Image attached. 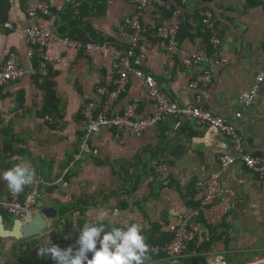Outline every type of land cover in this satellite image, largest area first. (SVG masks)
Returning a JSON list of instances; mask_svg holds the SVG:
<instances>
[{"label": "crops", "instance_id": "obj_1", "mask_svg": "<svg viewBox=\"0 0 264 264\" xmlns=\"http://www.w3.org/2000/svg\"><path fill=\"white\" fill-rule=\"evenodd\" d=\"M7 1L6 22H11L15 31L0 27V68L15 52L26 76L1 92L0 145L6 144L10 150L0 154V175L24 163L35 170L33 183L24 190L29 192L39 177L49 184L42 188V198L33 212V217L45 207L58 212L47 228L49 235L61 226L62 219L98 222L99 215L106 211V226L137 223L144 232L174 233L181 222L187 221L200 243L213 241L207 264L264 260V178L240 162L221 169L218 156H238V151L215 130L185 117L166 118L141 136L102 129L90 143L92 153L75 162L86 127L82 109L99 100V87H114L113 59L52 40L47 50L52 63L49 70L41 71L54 84L61 113L56 119L47 116L54 120L50 122L41 116L46 92L41 89L42 80L34 78V60L25 35V0H4ZM47 1L53 15L40 21L43 30L68 34L65 29L71 30L69 23L73 21L72 30L79 29L74 34L77 40H84L83 32H88L105 44L126 46L129 42L125 25L137 11L134 0H104L102 16L94 13L93 0ZM255 2L251 7L255 3L248 0H186L185 8L180 7L196 29V12L210 11L220 23V61L208 87L194 90L190 86L202 73L203 65L187 66L176 58L171 66L165 42L156 36L159 21L153 3L142 10V25L150 34H144L136 60L144 71L154 75V87L165 91L173 101L184 105L201 96L211 113L234 121L244 151L264 158V89L249 109L243 110L238 101L264 66V2ZM203 44L201 37L193 36L182 46L193 57ZM149 88L132 77L128 91L114 109L121 111L135 103L141 117L154 114L157 106L149 99ZM239 112L242 118L236 119ZM217 171L222 173L221 193L212 206L198 213L195 207L200 206L205 195L199 185ZM63 176L67 186L55 185ZM9 192L7 182L0 181V201L6 200ZM0 212L13 223L16 220L1 206ZM47 236L34 241H44ZM20 242L1 238L0 264H20L9 253ZM180 261L162 257L145 264H182Z\"/></svg>", "mask_w": 264, "mask_h": 264}, {"label": "built area", "instance_id": "obj_2", "mask_svg": "<svg viewBox=\"0 0 264 264\" xmlns=\"http://www.w3.org/2000/svg\"><path fill=\"white\" fill-rule=\"evenodd\" d=\"M186 3V0H182ZM264 2V0H262ZM137 11L126 21V32L129 42L126 46L112 43L102 44L98 42L83 43L79 40L68 36L57 35L42 29L40 21L46 17H51L53 11L47 0H25L26 13L28 16V25L25 29V35L29 44V55L33 60H37L41 69L45 70L52 61L47 56V50L52 40L61 41L68 48L76 50H85L90 53H98L105 58L112 57L113 69L116 74L114 87L107 89L99 87L98 101L87 103L82 109V115L85 122V131L81 138L79 154L75 159L79 161L84 154L92 153L91 141L98 135L102 129H112L118 133H127L133 136H141L159 126L166 118H191L199 125L215 130L221 136L228 138L234 148L238 151V156L220 154L218 161L221 169L235 165L240 162L251 173L264 178V158L256 157L244 151L243 139L238 132L234 121L216 116L206 109L202 103L201 96H197L191 103L184 105L173 101L170 96L163 90L154 87L155 77L152 73L144 71L137 64V50L140 44L145 40L142 25V10L150 4L156 7L169 10L171 5L166 0H134ZM204 26L210 31L212 37L213 52H209L206 44H203L198 53L191 57L183 49L178 40L179 27L181 25V10H175L171 16L159 21L157 34L165 42L171 66H174L176 58L183 60L187 66L203 65L202 73L196 77L190 85L192 89L199 90L210 86L213 83L216 64L220 61L221 38L220 32L216 25L215 18L210 11L201 13ZM11 31L15 27L11 22L0 23ZM185 57V59H184ZM170 74V73H169ZM26 76V71L22 66L20 57L17 53L12 52L8 55L4 65L0 68V96L2 90L13 82H19ZM135 77L147 84L149 88V99L157 106L154 114L148 117H141L140 107L138 104H129L123 110L114 109L116 103L128 91L131 78ZM264 89V66L256 76L254 83L249 89L244 90L239 96V104L243 110L249 109L257 100L259 94ZM242 113L236 115V119H241ZM47 119L54 123L50 117ZM1 153V145H0ZM67 171L65 172L66 175ZM63 184L67 186L64 176L58 180L55 185ZM41 177H39L33 188L22 197L21 193L12 194L6 200L0 201V206L12 217L27 223L33 218V212L42 198V188L48 186ZM205 189L204 198L201 201L198 213H203L212 206L218 199L222 190V173L217 171L209 179L200 183ZM197 239L196 232L189 226L187 221H183L174 231L173 241L163 247H152L151 253L157 257L163 255L172 261H180L192 243ZM75 247L72 244H64L62 249ZM99 246V245H98ZM91 258V254H89ZM0 262L3 261L0 258ZM213 264H227L224 260L217 261ZM251 264H264V260Z\"/></svg>", "mask_w": 264, "mask_h": 264}, {"label": "trees", "instance_id": "obj_3", "mask_svg": "<svg viewBox=\"0 0 264 264\" xmlns=\"http://www.w3.org/2000/svg\"><path fill=\"white\" fill-rule=\"evenodd\" d=\"M81 1V0H80ZM170 5L171 8L169 10L158 8L155 9V14L158 19L156 21H160L162 19L168 18L171 16L172 12L175 10L180 9V7H184V3L182 0H166ZM249 3H255L251 4L250 6H255L257 2L255 0H248ZM93 6H94V13H96V16H102L105 13V4L104 0H93ZM259 4V1H258ZM89 10V5L88 8ZM9 10V4L8 1L4 2V0H0V23H4L8 21L7 12ZM182 10V9H181ZM205 11V10H204ZM202 11V12H204ZM201 12L195 13V19L197 20L198 28H194V25L190 23V17L185 16L183 12H181V25L179 27V35L178 40L183 45V43L187 39H191L194 37H201L204 44L207 45L209 52H213L214 47L212 46V37L209 30H207L204 26L203 17L200 14ZM70 19V18H69ZM71 21V20H70ZM143 23V22H142ZM75 22L71 21L69 23V27L71 30H66L68 34H61L62 31L59 33L63 36H68L73 39H76L74 34L79 31L78 28H73ZM218 29L220 30V23H216ZM75 27V26H74ZM158 27H156L155 32L157 31ZM144 34L146 37H148L149 30L144 28L143 25ZM196 30V32H195ZM72 31V32H71ZM87 32V31H86ZM195 32V33H194ZM84 40L81 42L83 43H89V42H98V43H104L102 40L93 39L88 35V32L85 33ZM221 33V31H220ZM221 38V37H220ZM77 40V39H76ZM79 40V41H80ZM35 65V74L34 78L38 82L42 80V86L41 89L46 92V99H45V108L43 113L41 114L42 117L51 116L56 119L61 113V109L59 107V100L57 98L56 91L54 89V84L49 81L48 77L42 76V69L39 65V62L37 60H34ZM49 70V67L47 69ZM39 84V83H38ZM7 150H10V146H7L6 144L1 147V153H5ZM0 153V154H1ZM28 191L24 190L21 192L22 197H24ZM200 206L195 207V209H199ZM64 217V213L62 214ZM61 226L58 227L52 234L45 237L44 241L52 242L53 244H57L60 247H62L64 244H72L75 245V240L78 238L80 234V230L82 229L84 223L82 221L75 222L74 219H62L61 220ZM153 228H156V226H153ZM152 228V229H153ZM143 235L146 237V243L149 246V250L146 254L145 263L149 260H156L164 257L163 255H159L155 257L150 249L152 247H163L165 245L170 244L174 239V233H161L158 231L156 232H144ZM1 240V238H0ZM42 243L39 241L34 242H27V241H21L16 246L11 248L9 253L12 255L14 259H16L20 264H55V262L51 259L50 256L40 257L38 255L39 247ZM212 239L208 242L200 243L198 239L191 245H189L185 256L181 259L182 264H207V258L208 253L211 250L212 246Z\"/></svg>", "mask_w": 264, "mask_h": 264}, {"label": "clouds", "instance_id": "obj_4", "mask_svg": "<svg viewBox=\"0 0 264 264\" xmlns=\"http://www.w3.org/2000/svg\"><path fill=\"white\" fill-rule=\"evenodd\" d=\"M34 179L35 170L24 163L16 164L0 175V181H6L14 195L23 192ZM107 217L105 211L99 215L98 222H85L75 247L62 249L57 244L42 241L38 255L50 256L55 264H145L149 246L142 226L137 223H125L120 227L109 223L106 226Z\"/></svg>", "mask_w": 264, "mask_h": 264}, {"label": "water", "instance_id": "obj_5", "mask_svg": "<svg viewBox=\"0 0 264 264\" xmlns=\"http://www.w3.org/2000/svg\"><path fill=\"white\" fill-rule=\"evenodd\" d=\"M58 212L51 207L42 208L27 223L16 219L12 228H7L4 215L0 212V238L16 241H34L49 235L47 228L57 219Z\"/></svg>", "mask_w": 264, "mask_h": 264}, {"label": "rangeland", "instance_id": "obj_6", "mask_svg": "<svg viewBox=\"0 0 264 264\" xmlns=\"http://www.w3.org/2000/svg\"><path fill=\"white\" fill-rule=\"evenodd\" d=\"M2 212V211H1ZM5 217V220H6V222H7V228H12L13 227V222L10 220V219H8L7 217H6V215L4 216ZM12 264H17V263H12Z\"/></svg>", "mask_w": 264, "mask_h": 264}]
</instances>
